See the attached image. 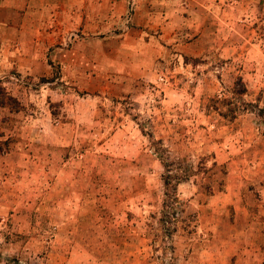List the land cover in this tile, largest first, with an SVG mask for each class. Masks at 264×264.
<instances>
[{"label":"rangeland","instance_id":"1","mask_svg":"<svg viewBox=\"0 0 264 264\" xmlns=\"http://www.w3.org/2000/svg\"><path fill=\"white\" fill-rule=\"evenodd\" d=\"M131 1L10 0L0 264H264V0Z\"/></svg>","mask_w":264,"mask_h":264},{"label":"crops","instance_id":"2","mask_svg":"<svg viewBox=\"0 0 264 264\" xmlns=\"http://www.w3.org/2000/svg\"><path fill=\"white\" fill-rule=\"evenodd\" d=\"M110 1L111 0H108V4ZM141 1L149 2L150 0H136V3H135V0H132L131 2H129L128 8H130L132 10L134 8L138 9V3H140ZM151 1H154V0H151ZM155 1H159V0H155ZM219 1H222V0H160V2L162 3L161 7L162 8H163V6L165 7V9L163 10V13H165L167 11L168 13H172L174 15H177L178 13L180 14L183 11L190 18H196L195 16H200V17L202 16L203 17V14L206 12V10H207V12H206L207 14L209 12H211L212 15H214V13L216 14L217 5H218ZM115 4H116V0H113V5H115ZM135 4H136V6H135ZM10 5H11V8L13 10L14 6H12V4H10V0H0V8H3L6 10V12L8 14V19H9L5 23H4V21H3V23H2V21H0V24H3V26L8 30H10ZM176 5H178V6H176ZM133 6H134V8H133ZM71 12L72 13H71L70 18H74L75 11L73 9H71ZM199 20L195 21L196 22L194 24L195 26L197 25V22H200ZM198 25H199V23H198ZM193 33H194L192 36L193 38L190 37V40H189L188 37H186L187 39H185V40L186 41L189 40L188 41L189 44L193 43L192 45L194 47L197 44L196 41L199 38V35L196 36L197 34H195V32H193ZM174 37H175V35L173 36V39H174ZM186 45H188V43Z\"/></svg>","mask_w":264,"mask_h":264},{"label":"trees","instance_id":"3","mask_svg":"<svg viewBox=\"0 0 264 264\" xmlns=\"http://www.w3.org/2000/svg\"><path fill=\"white\" fill-rule=\"evenodd\" d=\"M10 100H12V97L9 96L8 94H6L3 89L0 87V105H5V104H10ZM154 152L157 153V151L154 150ZM160 155V154H159ZM161 156V155H160ZM162 160V159H161ZM163 165L167 166V163L163 162ZM212 165H215L214 162L212 163ZM170 178L169 174H165L163 176V183L164 185L168 183V179Z\"/></svg>","mask_w":264,"mask_h":264}]
</instances>
